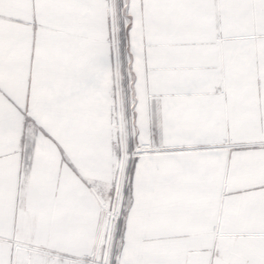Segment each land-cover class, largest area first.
Masks as SVG:
<instances>
[{"label":"snow or ice","instance_id":"snow-or-ice-1","mask_svg":"<svg viewBox=\"0 0 264 264\" xmlns=\"http://www.w3.org/2000/svg\"><path fill=\"white\" fill-rule=\"evenodd\" d=\"M0 264H264V0H0Z\"/></svg>","mask_w":264,"mask_h":264}]
</instances>
